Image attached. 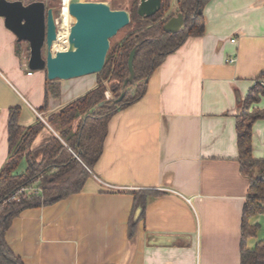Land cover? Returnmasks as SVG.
Masks as SVG:
<instances>
[{
	"label": "crops",
	"instance_id": "crops-1",
	"mask_svg": "<svg viewBox=\"0 0 264 264\" xmlns=\"http://www.w3.org/2000/svg\"><path fill=\"white\" fill-rule=\"evenodd\" d=\"M203 13L205 32L168 54L143 97L110 118L83 188L15 217L6 238L26 264H241L251 179L239 162L236 113L264 70V0H210ZM17 41L0 16V171L10 158V108H21L23 126L45 122L36 148L58 135L50 115L98 81L60 80V96L41 110L47 72L29 68ZM254 106L264 108V97ZM252 145L263 158L264 118ZM27 163L25 153L20 170ZM263 217L250 245L264 239Z\"/></svg>",
	"mask_w": 264,
	"mask_h": 264
},
{
	"label": "trees",
	"instance_id": "trees-1",
	"mask_svg": "<svg viewBox=\"0 0 264 264\" xmlns=\"http://www.w3.org/2000/svg\"><path fill=\"white\" fill-rule=\"evenodd\" d=\"M173 1L162 0V6L155 14L144 17L138 13L139 0L133 1L131 21L124 27L123 37L111 43L104 68L97 73L96 86L50 115L48 121L58 135L54 134L46 143L32 148L33 140L46 125L42 119L23 126L20 124L21 108H10V158L0 171V264H26L6 238L15 217L28 207L52 204L79 192L103 151L110 118L143 97L149 77L168 54L183 45L190 36H200L205 32L203 9L210 0H177V10H172ZM48 6H56V0H50ZM178 12H183L186 17L185 28L179 32L166 31L165 23ZM134 47L137 49L135 78L127 85L124 98L114 103L130 74L129 56ZM26 50L29 53V47ZM16 51L19 55L24 51L21 41H17ZM59 81L47 77L45 104L41 110L48 107L50 97L60 96ZM108 88L112 96L100 104L107 99ZM262 97L264 70L247 95L240 96L236 113L239 162L242 172L251 179V192L243 213L241 264H264V239H258L254 245L249 243L258 236L260 229V223L254 218L264 213V157L255 158L252 145L253 125L264 118V108L254 106ZM25 153L28 163L24 170H20ZM36 180L39 181L40 192L23 193L17 199L8 200L21 186Z\"/></svg>",
	"mask_w": 264,
	"mask_h": 264
},
{
	"label": "water",
	"instance_id": "water-1",
	"mask_svg": "<svg viewBox=\"0 0 264 264\" xmlns=\"http://www.w3.org/2000/svg\"><path fill=\"white\" fill-rule=\"evenodd\" d=\"M162 6V0H139L138 13L151 16ZM69 12L74 18L70 27V48L54 49L58 39V28L54 7L44 0H0V16L17 40L30 46L28 66L32 70H45L49 79H71L103 70L113 38L131 21V12L124 8H113L104 0H71ZM183 12L173 15L164 25L168 32H179L185 28ZM46 50L44 51V48ZM136 47L129 56L130 74L125 78L121 94L114 103L121 101L129 82L135 78L134 59ZM109 98L102 101L104 104ZM142 207L135 212L140 217Z\"/></svg>",
	"mask_w": 264,
	"mask_h": 264
},
{
	"label": "rangeland",
	"instance_id": "rangeland-1",
	"mask_svg": "<svg viewBox=\"0 0 264 264\" xmlns=\"http://www.w3.org/2000/svg\"><path fill=\"white\" fill-rule=\"evenodd\" d=\"M24 2H30V1H33V0H23ZM48 6V2L50 0H44ZM104 1H108L109 3H111L112 7L113 8H124V9H128L130 10L133 6V1L134 0H104ZM56 9H55V16H60V9H61V0H56ZM126 32V28H123L122 30H120L112 39H111V43L115 42V41H118L120 40L123 35L125 34ZM69 43V42H68ZM67 42H60V44L57 46L60 48V46H64L65 44L68 45ZM22 46H23V50L25 51V54L27 53V55L29 54L30 56V46L27 42H22ZM69 46V45H68ZM111 46V45H110ZM29 47V53L27 52V48ZM66 47V46H65ZM46 50V47L44 48V51ZM36 71V70H35ZM37 72V71H36ZM95 75L94 76H98L97 73H94ZM108 87H109V83H108ZM106 92H109V98L112 96V92L111 90L108 88V90ZM106 97L108 98L107 94H106ZM55 112V111H54ZM21 169V168H20ZM27 187H29L27 190L25 191H21V192H17V195L16 197H14L13 195L8 198V200H11V199H17L21 194L23 193H29V192H40L41 191V188L39 187V181L36 180L35 182H33L32 184H28L26 185ZM22 187V186H21ZM36 188H39L38 190H36ZM264 223V217H263V221Z\"/></svg>",
	"mask_w": 264,
	"mask_h": 264
},
{
	"label": "built area",
	"instance_id": "built-area-1",
	"mask_svg": "<svg viewBox=\"0 0 264 264\" xmlns=\"http://www.w3.org/2000/svg\"><path fill=\"white\" fill-rule=\"evenodd\" d=\"M66 1L67 0H61V9H60V16H55V19H56V23H57V28H58V39L56 40V42L54 43V49H58V48H56L55 47V44L57 43V41L59 40L60 41V32H61V30H63V29H65L66 28V30H67V34H68V36H69V33H70V27H71V25L73 24V22L68 26L67 24L65 25L64 24V18H66L65 17V9H66V7H65V3H66ZM70 1L71 0H69V3H70ZM71 15V14H70ZM64 24V25H63ZM233 41H235V38H233ZM236 57H230L229 58V61H231V62H234V61H236ZM30 73H32V71L30 70L29 71ZM106 94H107V96H108V98H109V92H106ZM109 186H112L111 184H108ZM29 187H27L26 185H24V186H22V187H20L18 190H16L14 193H13V196L14 197H16V195H17V192H21V191H25V190H27ZM39 188H36V190H38Z\"/></svg>",
	"mask_w": 264,
	"mask_h": 264
},
{
	"label": "bare ground",
	"instance_id": "bare-ground-1",
	"mask_svg": "<svg viewBox=\"0 0 264 264\" xmlns=\"http://www.w3.org/2000/svg\"><path fill=\"white\" fill-rule=\"evenodd\" d=\"M65 7H66V9H65V17L66 18H64V24L65 25L67 24L69 26L74 21V18L70 15V12H69V0L66 1ZM60 38H61L60 41L59 40L57 41V43L55 44V47L58 48V49H67V48H70V46L72 44L70 42V39H69V36L67 34L66 28L63 29V30H61V32H60ZM60 42H67V43L69 42L68 43L69 46L67 44H65L64 46L62 45L59 48L57 46L60 44Z\"/></svg>",
	"mask_w": 264,
	"mask_h": 264
},
{
	"label": "flooded vegetation",
	"instance_id": "flooded-vegetation-1",
	"mask_svg": "<svg viewBox=\"0 0 264 264\" xmlns=\"http://www.w3.org/2000/svg\"><path fill=\"white\" fill-rule=\"evenodd\" d=\"M54 7V9H56V6H53Z\"/></svg>",
	"mask_w": 264,
	"mask_h": 264
}]
</instances>
